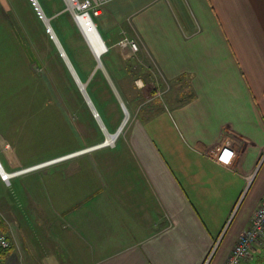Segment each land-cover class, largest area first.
Instances as JSON below:
<instances>
[{
    "label": "crops",
    "instance_id": "1",
    "mask_svg": "<svg viewBox=\"0 0 264 264\" xmlns=\"http://www.w3.org/2000/svg\"><path fill=\"white\" fill-rule=\"evenodd\" d=\"M105 13L155 71L148 103L121 146L0 158L20 171L0 177V264H224L264 196V0H116ZM107 30L109 47L124 39Z\"/></svg>",
    "mask_w": 264,
    "mask_h": 264
},
{
    "label": "rangeland",
    "instance_id": "2",
    "mask_svg": "<svg viewBox=\"0 0 264 264\" xmlns=\"http://www.w3.org/2000/svg\"><path fill=\"white\" fill-rule=\"evenodd\" d=\"M37 2L49 15V23L52 20L50 25L80 81L85 83L91 101L104 118L105 129L90 111L74 75L61 58L31 0H0V158L27 165L67 155L72 148L82 149L81 146L103 142L105 130L114 132L124 118L117 93L129 116L113 144L123 145L132 113L136 111L141 115L150 96L147 94L152 90L143 77V86H138L136 80L140 76L135 77L132 70V67L136 70L143 67L146 70L140 71L142 75L148 72L153 76L155 73L151 68L147 71L141 45L136 39H133L136 49L117 42L114 47L105 43L107 51L101 60L108 78L101 68L95 69L96 57L66 1ZM115 2H107L101 15H93L105 41L107 28L117 39L129 37L123 27L115 30L118 20L105 13L106 7ZM158 88L162 92L165 85ZM164 97L168 98L167 94ZM108 153V150H97L89 157L96 160L99 155ZM31 168H35L34 165ZM56 168L50 166L47 169ZM38 173L25 177L33 180ZM5 181L8 182L9 178ZM251 264H264V247L256 253Z\"/></svg>",
    "mask_w": 264,
    "mask_h": 264
},
{
    "label": "built area",
    "instance_id": "3",
    "mask_svg": "<svg viewBox=\"0 0 264 264\" xmlns=\"http://www.w3.org/2000/svg\"><path fill=\"white\" fill-rule=\"evenodd\" d=\"M66 5L71 10V13L76 21L75 15L84 14L91 22L96 23L93 20V15H100L104 5L111 0H65ZM77 23V22H76ZM80 28V27H79ZM122 46H130L136 49V45L133 40L121 39L118 42ZM138 86H143L141 78L136 80ZM216 157L220 160L221 155L218 152ZM221 161V160H220ZM1 167V164H0ZM16 171L14 174H17ZM1 178L7 180L12 174H5L0 171ZM261 241H264V196L254 210L248 226L242 231L237 242L233 246L230 254L226 258L224 264H247L252 258V251L255 245ZM216 246V244H215ZM10 247V240L4 234H0V251ZM214 250V248H213ZM212 250V252H213ZM211 252V254H212Z\"/></svg>",
    "mask_w": 264,
    "mask_h": 264
},
{
    "label": "water",
    "instance_id": "4",
    "mask_svg": "<svg viewBox=\"0 0 264 264\" xmlns=\"http://www.w3.org/2000/svg\"><path fill=\"white\" fill-rule=\"evenodd\" d=\"M31 3L33 4V6H34V8H35L37 14L39 15V17L42 19V21H43V23H44V25H45V27H46L47 32L49 33L51 39L53 40V42H54V44H55V47L58 49V51H59V53H60L61 58L64 60V62H65L66 65L68 66L69 70L72 72V75H74L75 80H76V82H77L78 85H79L80 91L82 92V95H83V97H84V99H85V101H86L88 107L90 108V111L93 113L94 117L97 119V121H98V123L100 124V126L103 127L102 129H105L104 124H103V121H102L101 117L99 116L98 111L96 110L94 104L92 103V101H91V99H90V97H89V95H88V93H87V91H86V89H85V83H83V82L80 81V79H79L77 73L75 72V70H74V68H73V66H72V64H71V62L69 61V59H68V57H67L65 51L63 50L61 44L59 43V41H58V39H57V37H56V35H55V33H54V31H53V29H52L50 23H49V18L44 14V12H43L41 6L39 5V3L37 2V0H31ZM67 8H68V10L71 12V10L69 9L68 6H67ZM96 62H97V63H96V67H95V69H96V68H101V69L104 71V73L106 74V76L109 78V76H108V74H107V71H106V69H105V67H104V65H103V63H102V60H101L100 58H97V59H96ZM112 86H113L114 90H116V89H115V86H114L113 83H112ZM115 92L117 93V91H115ZM117 96H118V99H119L120 105H121V107H122V109H123V112H124V118H123L122 122L120 123L119 127H118L114 132H108V131L106 130L108 134L113 135V136H115V137H117L118 134L121 132V130H122V128H123V125H124V123H125V118H126V116H127V115L129 116V112H128V109H127V107H126L124 101L121 99V97H120V95H119L118 93H117ZM103 131H104V130H103ZM104 134H105V136H106V133H105V132H104ZM103 145H106V143H105V142H101V143H99V144H96V145L90 146V147H88V148H85V149H83L82 151H87V150H90V149L96 148V147H98V146H103ZM71 154H72V153H71ZM71 154H70V155H71ZM70 155H69V156H70ZM64 156L66 157V156H68V155H64ZM59 158H60V157H59ZM30 168H31V167H29V168H27V169H25V170H28V169H30ZM19 172H20V171H19Z\"/></svg>",
    "mask_w": 264,
    "mask_h": 264
},
{
    "label": "bare ground",
    "instance_id": "5",
    "mask_svg": "<svg viewBox=\"0 0 264 264\" xmlns=\"http://www.w3.org/2000/svg\"><path fill=\"white\" fill-rule=\"evenodd\" d=\"M75 18H76L77 24L79 25L80 29L82 30V33L84 34L86 41L89 44L94 56L96 57V59L97 58L101 59V56L103 55V53H105L107 51V46H106L102 36L100 35L98 29L95 27L94 23L91 22V20H89L87 18V16L84 14H79L78 16L75 15ZM127 118H128V115L125 118V123H126ZM105 133H106V136H105V140L103 142H105L106 145L107 144H113L114 139L116 137L108 134L106 130H105ZM64 157L65 156H63V158ZM60 158H62V157H60ZM0 171H2L5 174L7 173L4 171L2 166L0 167Z\"/></svg>",
    "mask_w": 264,
    "mask_h": 264
},
{
    "label": "trees",
    "instance_id": "6",
    "mask_svg": "<svg viewBox=\"0 0 264 264\" xmlns=\"http://www.w3.org/2000/svg\"><path fill=\"white\" fill-rule=\"evenodd\" d=\"M43 9V8H42ZM44 11V10H43ZM44 14H46V12L44 13ZM46 16L47 17H49V15H47L46 14ZM52 22V20L50 21V23ZM52 25V24H51ZM146 67L147 68H149V65H146ZM132 70H133V74H134V76L135 77H141L142 78V73L140 72V71H144V70H146L145 68H143V67H141V69L139 68V70H136V69H134V67H132ZM148 70V69H147ZM146 73V72H145ZM144 74V73H143ZM81 79V78H80ZM83 81V80H82ZM114 82H115V80H114ZM115 85H116V83H115ZM126 102V101H125ZM93 103V102H92ZM94 106H95V108L97 107L96 106V104H95V102H94ZM97 109V108H96ZM97 111H98V113H99V115H100V117L102 116L101 115V113L99 112V110L97 109ZM102 119V118H101ZM103 121H104V118L102 119ZM104 123H105V121H104ZM106 126V125H105ZM107 128V127H106ZM108 130V129H107ZM109 131V130H108ZM11 247H8V248H6V249H4V250H2V251H0L1 253H3V252H6V251H8L9 249H10Z\"/></svg>",
    "mask_w": 264,
    "mask_h": 264
},
{
    "label": "snow or ice",
    "instance_id": "7",
    "mask_svg": "<svg viewBox=\"0 0 264 264\" xmlns=\"http://www.w3.org/2000/svg\"><path fill=\"white\" fill-rule=\"evenodd\" d=\"M225 155H226V156H227V155H230V153H226Z\"/></svg>",
    "mask_w": 264,
    "mask_h": 264
}]
</instances>
